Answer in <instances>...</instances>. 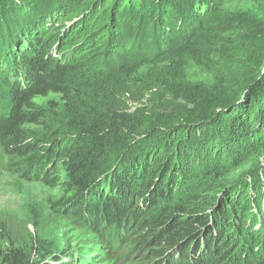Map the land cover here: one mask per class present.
I'll list each match as a JSON object with an SVG mask.
<instances>
[{
    "label": "trees",
    "instance_id": "obj_1",
    "mask_svg": "<svg viewBox=\"0 0 264 264\" xmlns=\"http://www.w3.org/2000/svg\"><path fill=\"white\" fill-rule=\"evenodd\" d=\"M8 162L61 193L0 214V264H72L60 219L129 264H264V0H0Z\"/></svg>",
    "mask_w": 264,
    "mask_h": 264
},
{
    "label": "rangeland",
    "instance_id": "obj_2",
    "mask_svg": "<svg viewBox=\"0 0 264 264\" xmlns=\"http://www.w3.org/2000/svg\"><path fill=\"white\" fill-rule=\"evenodd\" d=\"M36 1L42 2L43 0ZM249 5H251V3H249ZM38 98L40 100L39 103L37 102ZM38 98H35L34 102L38 107L45 110V114H47L46 116L49 118L48 123L54 125L57 124V120H51L50 116H52L53 105L60 104L59 96L56 94H48L46 97ZM58 121L61 122V120ZM27 127L34 130L39 129V127L35 125H27ZM4 159L5 161H8V158ZM5 166L8 167L7 164H5ZM9 166H11L9 167L10 170L0 169V214L11 213L18 219L27 218V220L31 219L34 215H37L36 217L39 218L38 221H40V224H42L47 218H51V216H49V201L60 196L61 191L59 188H53L51 185L43 182L21 177L19 174L20 166H16L15 162L9 163ZM253 166V164L249 163V165L239 170L237 174H246V172ZM260 176H262L264 180V170L260 171ZM250 179L249 176L246 178L248 183L251 181ZM262 191L264 194V181ZM262 205L264 208V197ZM66 222L67 221L60 219L59 221L56 220L50 222L49 226L54 229L53 233L56 236L54 235L53 237L56 238V240H59L58 244L65 245V243L68 244L70 240L76 241L73 249L71 246V250L78 255V258L76 261H72V264H129L128 259L123 260L120 258L121 252L119 250L107 252L106 248L103 247L104 254H93L92 247L86 249L85 246H82V244L79 243V241L83 239L82 235H80L81 232L78 229H75V227H71L72 224H67ZM28 226L32 230L36 229L31 222ZM97 247H99V245ZM131 250L133 253V261H138L143 254V251L135 245L131 246ZM66 257L70 259L72 256L69 254V256Z\"/></svg>",
    "mask_w": 264,
    "mask_h": 264
},
{
    "label": "clouds",
    "instance_id": "obj_3",
    "mask_svg": "<svg viewBox=\"0 0 264 264\" xmlns=\"http://www.w3.org/2000/svg\"><path fill=\"white\" fill-rule=\"evenodd\" d=\"M37 102H38V103L40 102L39 98L37 99Z\"/></svg>",
    "mask_w": 264,
    "mask_h": 264
}]
</instances>
